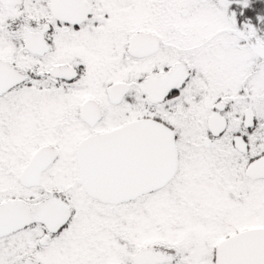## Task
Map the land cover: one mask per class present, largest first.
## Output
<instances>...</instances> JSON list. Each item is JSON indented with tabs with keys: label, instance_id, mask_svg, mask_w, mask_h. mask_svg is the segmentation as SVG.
Returning <instances> with one entry per match:
<instances>
[{
	"label": "snow or ice",
	"instance_id": "snow-or-ice-1",
	"mask_svg": "<svg viewBox=\"0 0 264 264\" xmlns=\"http://www.w3.org/2000/svg\"><path fill=\"white\" fill-rule=\"evenodd\" d=\"M0 264H264V0H0Z\"/></svg>",
	"mask_w": 264,
	"mask_h": 264
}]
</instances>
